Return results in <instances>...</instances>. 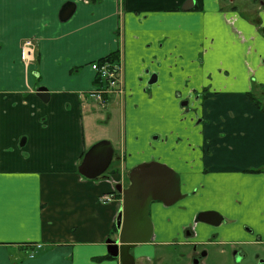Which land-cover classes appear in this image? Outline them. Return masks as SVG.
I'll use <instances>...</instances> for the list:
<instances>
[{
  "label": "crops",
  "instance_id": "0c3cea01",
  "mask_svg": "<svg viewBox=\"0 0 264 264\" xmlns=\"http://www.w3.org/2000/svg\"><path fill=\"white\" fill-rule=\"evenodd\" d=\"M185 1L0 0V264H120L105 258L119 232L115 187L153 159L179 174L187 199L149 205L152 237L133 256L149 261L186 229L219 254L264 252V0ZM66 2L75 9L60 21ZM27 38L31 63L19 58ZM116 50L123 93L107 102L120 108L118 150L88 179L78 166L112 115L103 131L90 65ZM201 211L219 225L195 222Z\"/></svg>",
  "mask_w": 264,
  "mask_h": 264
},
{
  "label": "water",
  "instance_id": "95a60500",
  "mask_svg": "<svg viewBox=\"0 0 264 264\" xmlns=\"http://www.w3.org/2000/svg\"><path fill=\"white\" fill-rule=\"evenodd\" d=\"M194 0H186L183 8L189 9ZM75 3L66 2L59 11V20L66 21L74 12ZM156 76L152 75L149 82H154ZM36 95L47 101L49 93L44 86L35 89ZM183 102L182 105H185ZM114 160V148L109 140L102 139L91 145L83 154L78 166L81 175L88 179L101 177ZM128 185H116V190L121 194L122 206L119 209L115 226L118 236L107 240V253L118 258L120 264H135V258L130 250L138 243L150 241L153 225L149 216V205L159 201L170 206L182 199L185 195L180 192V177L177 172L167 165L156 162H143L129 169L127 173ZM209 217H213L214 221ZM197 220L210 225L220 221L218 213L212 211L199 212Z\"/></svg>",
  "mask_w": 264,
  "mask_h": 264
},
{
  "label": "rangeland",
  "instance_id": "374dc122",
  "mask_svg": "<svg viewBox=\"0 0 264 264\" xmlns=\"http://www.w3.org/2000/svg\"><path fill=\"white\" fill-rule=\"evenodd\" d=\"M151 75V74H150ZM151 77V76H150ZM147 80V83L154 84V82H149L150 80ZM114 97V96H112ZM117 101V100H116ZM185 100H181L180 103H182ZM95 113L97 114L96 121L97 125L103 126V131L105 130L106 126V115L107 113H112L111 115V121L107 125L106 128H111L108 137L105 138L106 140H109L113 147L118 150V144L120 139V129H121V119H120V108L118 104L113 105L111 103V100L109 99L106 106L104 105L101 107L99 103H95ZM101 121V122H100ZM161 127L164 128L163 124H161ZM159 127L161 130L162 128ZM93 136V135H92ZM156 137V133L152 135V138ZM156 161V159H153ZM151 161V160H147ZM159 162H163L161 160H157ZM143 162V161H142ZM182 192L184 193L185 191ZM187 199L185 197L184 199L180 200L179 202H184ZM153 203V202H152ZM187 231H183L179 235H168V238H171V241L168 243H159L154 246V252L149 256V261L146 259L140 260L137 256L134 255L135 260L137 261V264H194V257L193 252L194 250L198 252L200 255L205 254L204 257H202V260L199 264H241L240 261H237L234 259V257H230L228 253L226 254H219V245L218 244H201L197 245L196 243L192 242V240L189 243L190 238L187 237ZM172 236V237H171ZM211 240H214L212 238ZM140 247H145L143 245H140ZM145 249V248H144ZM131 253L132 250H131ZM253 253V258L256 256V254L262 253V249H256ZM147 256V255H146ZM145 256V257H146Z\"/></svg>",
  "mask_w": 264,
  "mask_h": 264
},
{
  "label": "built area",
  "instance_id": "2783aa9c",
  "mask_svg": "<svg viewBox=\"0 0 264 264\" xmlns=\"http://www.w3.org/2000/svg\"><path fill=\"white\" fill-rule=\"evenodd\" d=\"M33 49L32 39L29 38L22 41L19 49V56L22 62L29 63L33 60ZM91 69L101 83L89 91V96L103 106L106 96L111 93L122 92L121 62L119 60L113 63L106 61L103 63L94 62L91 64ZM108 199L107 196L103 198L104 201Z\"/></svg>",
  "mask_w": 264,
  "mask_h": 264
},
{
  "label": "flooded vegetation",
  "instance_id": "af4514ba",
  "mask_svg": "<svg viewBox=\"0 0 264 264\" xmlns=\"http://www.w3.org/2000/svg\"><path fill=\"white\" fill-rule=\"evenodd\" d=\"M183 195H185V194H183ZM185 197H187V195H185L182 199H184ZM182 199H180V200H182ZM180 200H178L177 202H175L174 204H172V205H170V206H167V205H164L163 203H161L162 205H164V206H167V207H171V206H173V205H175L176 203H178ZM159 202V201H158ZM202 212V211H201ZM199 213V212H198ZM197 213V214H198ZM197 215L195 216V218H194V221L195 222H202V221H199V220H197ZM210 218V220H212V221H214V218L213 217H209ZM203 223H205V222H203ZM205 224H207V223H205ZM210 225V224H209ZM217 225H219V223L218 224H216V225H212V226H217ZM188 230V232H187V234L189 235L190 233H191V231H190V229H186L185 231H187ZM133 249V248H132ZM204 255L205 254H202V255H200L198 252H196L195 250H194V252H193V257H194V264H199L200 262H201V260H202V257H204ZM234 259H236L237 261H240V263L241 264H264V252H263V254L262 253H259V254H256V256L253 258V253H251L250 255L249 254H247V253H245L244 254V258H243V260L241 259V257L239 256V255H236L235 257H234ZM135 260V259H134ZM244 261V262H243ZM135 264H137V261L135 260Z\"/></svg>",
  "mask_w": 264,
  "mask_h": 264
},
{
  "label": "trees",
  "instance_id": "16d2710c",
  "mask_svg": "<svg viewBox=\"0 0 264 264\" xmlns=\"http://www.w3.org/2000/svg\"><path fill=\"white\" fill-rule=\"evenodd\" d=\"M118 60V51L116 50V51H113V52H111V53H109V54H107L106 56H104V57H101V58H99L98 60H97V62L98 63H103V62H111V63H113V62H115V61H117ZM95 81L98 83V84H100L101 82L97 79V77H96V79H95ZM252 97V96H251ZM250 97V98H251ZM253 98V97H252ZM251 98V99H252ZM252 100H254V99H252ZM255 104L257 105V106H259L260 107V103L259 102H257V101H255ZM263 110H264V108H262ZM105 258H111V256L110 255H107V256H105Z\"/></svg>",
  "mask_w": 264,
  "mask_h": 264
}]
</instances>
